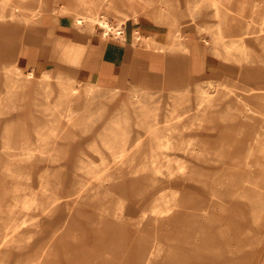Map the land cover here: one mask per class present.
<instances>
[{
	"label": "bare ground",
	"instance_id": "1",
	"mask_svg": "<svg viewBox=\"0 0 264 264\" xmlns=\"http://www.w3.org/2000/svg\"><path fill=\"white\" fill-rule=\"evenodd\" d=\"M8 1L0 0V57L17 36V26L6 23L13 14L2 11ZM39 7L31 20L41 21L42 36L25 32L21 44L39 46L55 63L40 83L43 97H57L42 110L35 141L26 133L23 142L12 141L8 130L1 136L0 264L46 228L41 217L59 209L72 219L75 207L85 208L84 224L59 227V235L11 264H185L191 254L214 264L212 251L222 243L236 235L244 244L249 215L258 222L264 213V0H67L55 10L42 6L43 15ZM65 13L73 15V30L53 37L47 50L42 38ZM204 32L209 59L196 43L208 41ZM115 40L129 44L119 81L104 90L120 106L97 113L105 124L91 135L85 120L93 108L84 116L75 104H90L92 92L103 90V74L113 77L99 64L104 42ZM81 70L89 74L88 96L73 79ZM31 83L33 71L18 86L29 91ZM19 103L0 98V113ZM219 123L245 128L248 137L237 142L227 130L228 137L212 139L208 131ZM68 139L75 141L69 173L28 172L66 150ZM221 160L228 165L207 181L203 166ZM191 182L206 186V199L191 194Z\"/></svg>",
	"mask_w": 264,
	"mask_h": 264
},
{
	"label": "rangeland",
	"instance_id": "2",
	"mask_svg": "<svg viewBox=\"0 0 264 264\" xmlns=\"http://www.w3.org/2000/svg\"><path fill=\"white\" fill-rule=\"evenodd\" d=\"M48 3L45 5V0H43V2L41 3V0H9L8 4L5 6V8L2 9L4 14L7 15H11L13 14V18H15V20H6L7 24H12V25H16L18 23L21 24V27L24 28V31L26 32V34L28 32L33 34L34 31V26H37V23H35V21H32L31 19L33 17H31V13L37 11V6L40 5V7L38 8V10H40V13L42 14V10L40 9L42 6L43 8H47L49 10H51L52 8L55 10L63 5H65V3L67 2V0H47ZM45 10V9H44ZM53 11V10H52ZM54 12V11H53ZM41 14L38 15V17H41ZM43 15V14H42ZM49 18L51 19L52 17L56 16L55 14H48ZM58 16V15H57ZM60 19H62V23L64 24L62 27H60L59 29L55 30L54 25L57 26V24L53 25V33L51 36H44L43 42L45 45V48L47 50L51 49V45H52V41H53V37H56L58 35L61 36H65L67 35L69 32H71L73 29V27H71V19L73 17L72 14H62V16H59ZM112 20H114V18L111 17ZM188 19V18H186ZM18 22V23H17ZM66 24H69L70 27H67ZM134 27V26H133ZM141 24H136V28H140ZM71 29V30H70ZM44 30V29H43ZM40 35L42 36V31ZM141 30L143 32H146V29H144L143 27H141ZM229 33V32H228ZM25 34V33H24ZM37 35V33H36ZM203 38L207 39L208 41H202V40H197V46L200 47V50H202V52L205 54V57L207 59L210 58V56H212L211 51H210V47H211V43L209 42L210 40V34L207 32H204L202 34ZM225 39H227V37H225ZM51 61V60H48ZM28 70L26 69L25 72H27ZM30 71V70H29ZM53 71V70H52ZM50 71V72H52ZM4 72H7L5 70H3L2 68H0V98H2L6 92V88L4 86L5 83H8L9 80H4V78L8 75V73H5V77L4 76ZM3 73V74H2ZM20 73V72H19ZM83 70H81L80 73H78L77 75H75L73 77L74 80L79 81V90L81 91V95L85 96L87 94H85V89H86V75H83ZM11 76H17L12 74ZM65 76H69L70 75L68 73L65 74ZM198 78V76H197ZM200 78V77H199ZM42 80V79H41ZM50 83L54 84L55 83V79H49ZM198 80V79H197ZM42 83V81H40ZM17 83V82H15ZM168 88H171L170 86L167 85ZM195 88V87H194ZM40 89V88H39ZM17 90V88H16ZM17 92V91H16ZM11 93V91H10ZM92 102L90 104H84L83 101L75 104V109H79L78 113L83 114L85 116L86 112L85 108H93L91 110V112L93 113V115H91V117L86 121V124L88 125V128H86L87 132H92L91 135H93V132L97 133L98 131V127H97V121H98V115L97 113H101V109L100 106L97 104V101L99 97H97L96 95L98 94L97 91H93L92 92ZM128 97V93L126 94ZM2 96V97H1ZM88 96V95H87ZM17 97V96H16ZM36 105H34V103L32 102V99L28 100L29 104L26 105V111L23 112V114L21 113L20 117L23 119V122H20L21 125L24 126V132L26 133V136L28 138H30V140L35 141L37 139L36 136V131H38L40 129V126L42 124V122H44V117L45 115L43 114H47V112H43L42 110L45 109V107L47 106H52L54 104V101L56 99L55 95H49L47 98L43 97V95H36ZM11 98V97H10ZM18 98V97H17ZM16 98V100H17ZM108 98V95H107ZM88 99V98H87ZM34 100V99H33ZM95 102V103H94ZM114 102V103H113ZM106 101V105L105 110L106 113H104L105 115L114 113L116 110H118L120 105H117L115 101ZM18 106H6V108L2 109L1 113H0V142L2 140L1 136L3 134V131H7L9 133H11L10 139L13 140H17V136H16V129L13 128V126L17 125V118H10V116H14V111L12 110L13 108H16ZM60 107V106H57ZM73 108H74V104H73ZM36 110V112L34 111ZM98 110V111H97ZM34 114V117H32L30 114ZM106 120V119H105ZM228 125V127H226ZM236 125L233 124H226V123H219V125H217V128L214 130H209L208 132L211 133V137L212 139H220V138H225L228 137V135L225 136V132L228 130L229 133V138H234L237 140V142H239L241 139H246L248 136L244 135V131L245 128L242 129V131H240V129L238 127H235ZM69 130H71V132H74V130L72 128H69ZM68 130V131H69ZM222 132V134H221ZM14 135V136H13ZM92 138V137H91ZM90 138V139H91ZM89 139V140H90ZM87 140V139H86ZM88 140V141H89ZM75 143V141L68 139L66 142L62 141L63 144V152H61L60 154H53L50 159L45 158V160H43L42 162L39 163V169H35V170H29L28 172H30V174H33L32 176H35V174L37 172H50V173H58V174H63L65 175L66 173H69V171L72 170V168H74V165L72 163H67V156L69 155V147H72V144ZM85 143V142H84ZM1 144V143H0ZM85 145L82 144L80 145L81 147ZM87 145V142H86ZM62 147V146H61ZM80 147V148H81ZM79 155V153L77 154ZM4 158L5 155H3ZM0 165L1 163H3L5 160H0ZM224 162L227 161H212L209 164H205L203 166V170L205 171V173L207 174V176H205V179L207 181H209V177L218 174L222 168L224 167ZM236 164V163H234ZM211 166V167H210ZM78 173H80V171H78ZM81 177V176H78ZM32 186H37L38 181L31 179ZM192 186H190L191 188V194L196 197L199 198V200L205 198L206 196H208V193L206 191V186H203L201 183L199 182H191ZM204 190L206 192H204ZM208 190V189H207ZM210 196L214 195L211 193ZM215 200V199H214ZM219 200V204L222 203L221 199ZM234 200V199H233ZM214 202V201H213ZM216 204L215 205H219ZM218 207V206H217ZM58 211L56 213H54L52 216H50V218H46L41 217L40 221L41 223L45 222L46 219V228L44 230H41L39 233L35 234L34 239L32 240V242L28 245H23L22 247H18V248H12L9 252L8 255V264H11L14 260H21V259H25L26 257L30 256L33 251H35V248H37V246L39 244H41L43 241L47 240L48 237L50 238L51 236H57L59 235L58 229L59 227L64 226L65 224H67V228L70 226V228L75 227V226H80L84 223L83 222V216H80V214H83L84 216L87 214L85 211V208L83 207H75V212L72 213L74 215L77 214V217L74 216V218L72 219H68L65 220L66 218V213L62 212L61 210L57 209ZM71 214V215H72ZM79 215V216H78ZM69 217V215H68ZM68 221V222H66ZM248 223L245 225L246 226V230H245V237H244V244H240V237L239 236H233L231 238V240L228 241L227 245H225L224 243H222V245L218 246L217 249H215L214 251H212V256H214V264H231L233 261L234 262H239V263H243V264H264V213L263 216L261 217V220L256 222L254 221L253 218H251V216L249 215L248 217ZM72 222L71 225H69ZM23 232L24 230H26L25 228H22ZM78 231H76L77 233ZM222 237H224L223 235H221ZM189 263H185V264H208L209 261H207V259H205V257H199L196 254H191L189 256Z\"/></svg>",
	"mask_w": 264,
	"mask_h": 264
},
{
	"label": "crops",
	"instance_id": "3",
	"mask_svg": "<svg viewBox=\"0 0 264 264\" xmlns=\"http://www.w3.org/2000/svg\"><path fill=\"white\" fill-rule=\"evenodd\" d=\"M37 22H35L34 24H36ZM49 25V24H48ZM64 24L62 23V19H60V22L56 25H54L55 30L59 29L60 27H62ZM67 27H70L69 24H66ZM42 23L39 20V22L37 23V26H34V31H33V35L35 37L41 38V30H42ZM71 30V29H70ZM24 28L21 27V24L18 23L17 24V36L15 38H9L6 42L8 44V46L4 47V51L2 53V56L0 57V68H2L3 70L7 71L4 72V76L5 77V73H8V75L4 78V80H9L8 83H5L4 86L7 89L4 96L3 97H8L10 98L12 101H16V98L19 99L20 103L17 105L18 108L13 110L14 116H10V118H17V125L13 126L14 129H16V136H17V140H13V141H17L19 143L24 141L25 138V132H24V126L20 124V122H23V119L20 117L21 113L23 114V112L26 111V105L29 104L30 99H32V102L34 103V105H36V95H42V89L41 86L42 84L40 83L41 79H42V72L43 71H55V69H58L55 66V63L53 61H48L46 59H43L40 56V51L41 48L39 46L33 45V44H29V46H24L22 43L23 37H24ZM37 33V35H36ZM98 41L99 38H97ZM103 42V40H102ZM126 44H129L128 42H120L115 40L114 43H110L109 45L106 44V42H104L103 44V52H102V57L100 60V64L102 65V67H106L108 70L112 71L114 73L113 77L109 74H103L102 76V86H103V90L97 91V97L98 100L97 104L100 106L101 109V113H105L106 110L105 105H106V101H115L114 99L109 100V98H107V93L104 89V87H112L115 86V82L119 81L121 74V71L123 69V65H124V53L126 50ZM15 67L19 68V72L16 73L15 72ZM59 67V66H58ZM28 70L27 72L33 71V83H31L33 86V88H30L29 91H25L24 88L21 89V87L18 86V83L20 81L25 80V75L27 72H25V70ZM30 70V71H29ZM83 75H86V82L88 81V73L87 70L83 71ZM3 74V73H2ZM12 74L17 76H11ZM1 79V77H0ZM43 80V79H42ZM126 83L131 82L132 84V80L128 77L126 79ZM17 82V83H15ZM16 84V85H15ZM17 88V90H16ZM40 88V89H39ZM109 90V89H107ZM116 90L119 89H113V91H115V94L113 95L114 98L116 99V97H118L119 92H116ZM11 91V93H10ZM17 91V92H16ZM112 91V92H113ZM118 93V94H117ZM52 95V94H51ZM53 95H55V97H57V92H55ZM17 96V97H16ZM110 96V95H108ZM127 95H125L126 97ZM2 97V96H1ZM2 97V98H3ZM20 97H22V99H20ZM34 99V100H33ZM116 102V101H115ZM95 103V102H94ZM114 103V102H113ZM117 105H120V102L118 101V103H116ZM36 112V110H34ZM104 118V117H103ZM98 118L97 121V127L99 128V125H104L105 124V118ZM102 119V121H100ZM14 136V135H13Z\"/></svg>",
	"mask_w": 264,
	"mask_h": 264
}]
</instances>
